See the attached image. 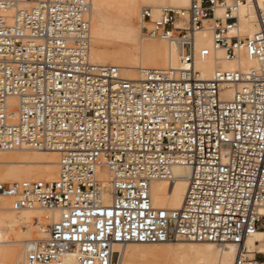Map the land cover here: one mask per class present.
<instances>
[{
	"label": "built area",
	"instance_id": "1",
	"mask_svg": "<svg viewBox=\"0 0 264 264\" xmlns=\"http://www.w3.org/2000/svg\"><path fill=\"white\" fill-rule=\"evenodd\" d=\"M257 31L240 37V9ZM221 11V15L217 12ZM91 0H0V153L60 156L54 182H0L15 212L60 211L27 264H118L116 245L179 241L236 245L234 264H259L247 240L264 229V8L259 0H191L141 11L143 39L179 49L184 68L125 79L91 58ZM210 30L227 60L259 64L200 79ZM233 91V97L225 94ZM191 169L179 210L156 208L155 181ZM109 181L103 180V173ZM108 196V198H106Z\"/></svg>",
	"mask_w": 264,
	"mask_h": 264
},
{
	"label": "bare ground",
	"instance_id": "2",
	"mask_svg": "<svg viewBox=\"0 0 264 264\" xmlns=\"http://www.w3.org/2000/svg\"><path fill=\"white\" fill-rule=\"evenodd\" d=\"M190 2L191 0H91L92 61L97 65L117 67L121 70L122 76L130 80L139 79L140 70L184 68L186 65L181 60L178 47L161 41L145 44L141 27H136L135 20L141 19V11L144 8L159 11L167 4L187 8ZM259 3L264 8V0H259ZM256 31L257 26L250 7L248 5L241 7L240 33L250 37ZM116 45L120 47L112 49ZM197 47L211 50L209 59L196 61V70L200 79L204 81L210 80L217 70L248 71L259 68L256 61L244 55L239 61L227 60L222 50H214L210 30L198 35ZM224 96L231 99L233 91H228ZM14 153L16 156L8 158L0 154V182L11 184L22 181L54 182L58 179L60 162L58 154L34 151ZM103 174V180L109 181V174L107 172ZM190 174L189 167L177 166L173 169L172 183L153 182L151 195L154 206L160 209L179 210L186 195ZM260 215L264 216V207L261 208ZM60 217L61 212L56 210L35 209L15 212L11 210L10 202L5 200L0 208V245L12 247L0 249V264H27L28 243L46 239L50 227L59 221ZM16 230L18 234L14 233V239L8 241L4 238L5 231L13 234ZM259 231L247 241L254 239ZM20 244L24 245L23 249L17 247ZM164 245L168 244L150 246H156L155 249L165 256L167 264H234L238 253V247L232 244L223 245L221 249L212 243L185 241L176 242L173 246ZM144 246L147 244L116 245L115 250L119 254L118 264H129L128 259ZM65 264H76L75 256L68 255Z\"/></svg>",
	"mask_w": 264,
	"mask_h": 264
},
{
	"label": "rangeland",
	"instance_id": "3",
	"mask_svg": "<svg viewBox=\"0 0 264 264\" xmlns=\"http://www.w3.org/2000/svg\"><path fill=\"white\" fill-rule=\"evenodd\" d=\"M165 7L182 8V7L178 6V5H172V4H167V5H165ZM217 14L220 15L221 12H218ZM140 20L141 19L135 20V25H136L137 28L141 27V30H142V25H141ZM240 37L241 38H247V36H245L242 32L240 33ZM143 42L145 44H150V43L158 42V41H154V40L152 41V40H148V39H143ZM119 47L120 46L116 45L112 49H118ZM0 154L2 156L7 157V158L16 156V153H14V152H4V153H0ZM262 225L264 226V222H263ZM261 230H264V229H261ZM14 233L18 234V230L13 232V234L10 233V231H5L4 232V234H5L4 238H6V240H8V241H11L12 239H14V237H13ZM8 237H9L10 240L8 239ZM249 241H248V243H253V239H250ZM174 244L175 243H171V244L164 245V246H173ZM201 244H205V243H201ZM18 246L21 249H23V247H24L23 244L17 245V247ZM156 246H158V245H156ZM156 246L147 245V246L141 247V249L138 252L134 253L128 259L129 264H167V262L165 260V256L159 250L155 249ZM9 247H12V245L11 246H9V245H0V249H6V248H9ZM215 247H218L220 249L222 248V246H220V245H216ZM158 248H160V247H158ZM249 251H252V249L249 248ZM13 263H15V262H13Z\"/></svg>",
	"mask_w": 264,
	"mask_h": 264
},
{
	"label": "crops",
	"instance_id": "4",
	"mask_svg": "<svg viewBox=\"0 0 264 264\" xmlns=\"http://www.w3.org/2000/svg\"><path fill=\"white\" fill-rule=\"evenodd\" d=\"M247 247L248 249H252L250 252H256V258L259 264H264V230L258 232L253 239V243H248L247 241Z\"/></svg>",
	"mask_w": 264,
	"mask_h": 264
}]
</instances>
